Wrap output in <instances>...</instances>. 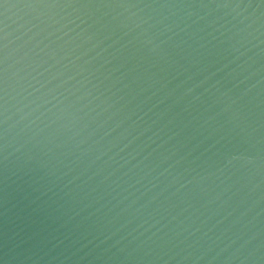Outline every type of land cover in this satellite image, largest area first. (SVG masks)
Returning a JSON list of instances; mask_svg holds the SVG:
<instances>
[{"label": "water", "instance_id": "obj_1", "mask_svg": "<svg viewBox=\"0 0 264 264\" xmlns=\"http://www.w3.org/2000/svg\"><path fill=\"white\" fill-rule=\"evenodd\" d=\"M0 264H264V0H0Z\"/></svg>", "mask_w": 264, "mask_h": 264}]
</instances>
